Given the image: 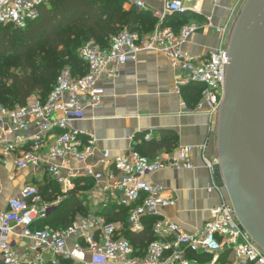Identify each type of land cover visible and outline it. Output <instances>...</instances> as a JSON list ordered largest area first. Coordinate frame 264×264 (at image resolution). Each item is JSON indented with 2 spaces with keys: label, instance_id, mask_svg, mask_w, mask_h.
I'll return each mask as SVG.
<instances>
[{
  "label": "built area",
  "instance_id": "1",
  "mask_svg": "<svg viewBox=\"0 0 264 264\" xmlns=\"http://www.w3.org/2000/svg\"><path fill=\"white\" fill-rule=\"evenodd\" d=\"M54 1L0 0V24L24 29L38 18L41 8ZM190 1L204 0H164L163 9L153 12L157 27L151 35L126 29L112 36L107 48L94 42L86 44L80 58L87 65V73L77 78L71 69L62 70L45 101L33 97L24 106L0 105V163H12L10 181L24 171L30 173L21 191L0 212V264H59L62 260L75 264H221L226 255V264H264V250L252 241L237 216L230 214L235 210L214 180L208 191L219 192L221 200L211 209L201 230L188 233L163 216L162 210L176 201L166 196L164 187L148 182L146 177L167 168L195 170V147H182L177 154L154 158L134 150L113 155L111 151H100L96 137L77 127L86 120L87 109L102 108L104 90L98 84L116 79L128 62L137 61L147 52L168 59L178 94L193 83L205 86L202 100L193 110L206 114L212 124L222 101L236 21L217 29V50L206 57L191 56L183 49L199 27L189 24L176 34L163 26L173 14L197 12V5L188 6ZM124 4L130 9L147 8L146 0H124ZM182 107L187 109L184 103ZM206 148L203 145L198 149L213 175L218 157H207ZM47 180L60 188L61 194L53 201L44 199L40 191ZM81 180L94 183L93 189L86 192L91 213L77 218L66 229L37 228ZM114 206L128 209L127 224L132 233H143L147 221L156 220L152 227L154 239L143 255L123 236L122 223H110L101 214Z\"/></svg>",
  "mask_w": 264,
  "mask_h": 264
},
{
  "label": "crops",
  "instance_id": "2",
  "mask_svg": "<svg viewBox=\"0 0 264 264\" xmlns=\"http://www.w3.org/2000/svg\"><path fill=\"white\" fill-rule=\"evenodd\" d=\"M246 1H190L189 7L197 5V12L191 13L198 18L189 24H196L199 28L183 50L194 57H206L217 50L220 47L217 29L235 22ZM146 3L147 8L143 12L152 15L154 10H162L164 7V0H146ZM124 9L131 10L125 5ZM145 25V22H138L137 28L143 31ZM156 27L144 36L154 33ZM98 86L104 90L102 108L87 109L86 120L77 124V127L96 137L100 151H111L113 155H126L131 150L141 153L145 152L146 144L160 140L161 133H174L177 147L172 152L162 150L156 156L177 154L185 145L204 144L207 147L206 156L216 157L215 121L211 124L206 114L195 113L188 106L184 94L175 91L173 70L162 54L142 53L137 61L128 62L116 79L101 81ZM183 103L187 109L182 107ZM147 136L150 139L147 140ZM193 162L196 166L193 171L167 168L146 177L148 182L164 187L167 197L175 199L176 204L163 209L162 214L188 233L201 230L210 218L212 207L218 203V195L206 191L210 185V172L204 166L200 152L193 155ZM13 171L11 162L0 163V212L6 209L8 200L16 196L29 180V171H24L10 181L9 176ZM146 249H138L139 255H143ZM208 259L204 258L205 261Z\"/></svg>",
  "mask_w": 264,
  "mask_h": 264
},
{
  "label": "trees",
  "instance_id": "3",
  "mask_svg": "<svg viewBox=\"0 0 264 264\" xmlns=\"http://www.w3.org/2000/svg\"><path fill=\"white\" fill-rule=\"evenodd\" d=\"M124 0H55L50 6L41 8L37 19L30 21L26 28L0 24V59L14 55L19 57L18 72L13 73L0 64V105L7 108L24 106L33 97L46 100L53 90L60 70L69 65L77 78L87 73V65L78 58L76 50L69 45L70 37L66 29H76L91 33L88 40L103 48L109 47L110 39L122 28L145 35L153 32L157 20L151 13L136 8L124 9ZM198 18L194 13L173 14L163 26L171 27L179 34L182 27ZM138 22H145L143 31L137 28ZM205 86L193 83L182 89L184 98L190 108L202 100ZM174 133H161L160 140H153L144 146L142 155L154 158L162 150L172 152L177 147ZM82 183L84 185H82ZM94 187L93 181L81 180L77 188L55 209L53 214L41 221L36 227L50 226L55 229L69 228L78 215L88 216L91 208L86 195ZM44 199L53 201L60 188L51 181L40 186ZM108 222L123 223V236L138 249H145L153 241L154 218L147 221L143 233H132L127 224L128 209L111 207L102 211ZM196 257V255H193ZM227 255L222 264H226ZM71 261H60L59 264H70Z\"/></svg>",
  "mask_w": 264,
  "mask_h": 264
},
{
  "label": "water",
  "instance_id": "4",
  "mask_svg": "<svg viewBox=\"0 0 264 264\" xmlns=\"http://www.w3.org/2000/svg\"><path fill=\"white\" fill-rule=\"evenodd\" d=\"M214 139L210 185L214 180L235 210L230 214L264 250V0H247L235 22ZM203 145L184 147L196 154ZM206 191L218 195L217 206L220 193Z\"/></svg>",
  "mask_w": 264,
  "mask_h": 264
},
{
  "label": "rangeland",
  "instance_id": "5",
  "mask_svg": "<svg viewBox=\"0 0 264 264\" xmlns=\"http://www.w3.org/2000/svg\"><path fill=\"white\" fill-rule=\"evenodd\" d=\"M125 30H126V28L124 27L120 31H118L116 34H120V33H122ZM65 33H66V35L68 37H70V40L72 42H69V45L76 50V55H77L78 58H80V51H81V49L86 44L93 42V41H90V39L88 40V36L87 35H90L91 33L86 32V31H80V30H76V29H66V32ZM18 61H19V57L17 55H14V56H11V57H8V58H3V59L1 58L0 59V64H2V63L6 64V67H9V69L11 70V72L17 73L18 72L17 65L19 63ZM66 68L71 69V67H69V65H66V66H64L60 70V72L62 70H64V69H66ZM60 72H59V74H60ZM198 104H199V102L196 103L193 106L192 109H195V107H197ZM214 121L217 122V116L216 115L214 116ZM81 216L82 215H78L76 217V219L79 218V217H81ZM125 229L126 228H125L124 224L122 223V230H121L122 231V234H124Z\"/></svg>",
  "mask_w": 264,
  "mask_h": 264
}]
</instances>
